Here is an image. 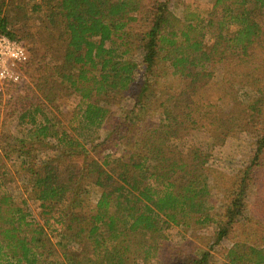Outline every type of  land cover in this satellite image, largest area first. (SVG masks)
Instances as JSON below:
<instances>
[{
    "label": "trees",
    "instance_id": "16d2710c",
    "mask_svg": "<svg viewBox=\"0 0 264 264\" xmlns=\"http://www.w3.org/2000/svg\"><path fill=\"white\" fill-rule=\"evenodd\" d=\"M191 6L0 0V32L36 74L19 134L0 98V264H264V221L246 213L264 182V0ZM209 126L208 148L187 141ZM242 140L248 162L211 166L218 145ZM175 227L183 242L167 257ZM204 227L234 238L219 261L190 247Z\"/></svg>",
    "mask_w": 264,
    "mask_h": 264
},
{
    "label": "rangeland",
    "instance_id": "374dc122",
    "mask_svg": "<svg viewBox=\"0 0 264 264\" xmlns=\"http://www.w3.org/2000/svg\"><path fill=\"white\" fill-rule=\"evenodd\" d=\"M148 1V0H146ZM213 2V0H170V7L171 9L180 17H183L184 9L187 5L194 4L199 5L201 8L203 6H208L210 3ZM192 7V6H191ZM264 26V21H263ZM30 55V54H29ZM209 69H212V67L208 66ZM218 74L221 73L222 68L220 65H217L213 68ZM25 73V78L18 84L13 85L12 87L8 86L5 87L4 92L0 95V98L2 100L1 110H3V113H9L12 114V116L7 120L6 127L14 134H19V132L24 128V125H22L19 122V115L21 113V109L23 106H25L27 100L26 95L29 94V88L28 86H31L32 89L34 84V80L36 74L33 73ZM136 88V86H135ZM69 102L68 100H63L57 102L56 105H59L63 113H66L65 111L69 109ZM56 105L47 106V104H43V107L45 108L48 115L52 116L55 115L58 118H66L60 110H57ZM51 110V112H49ZM52 113V114H51ZM156 120H159V113H155L153 116ZM67 126L66 124H64ZM68 127V126H67ZM214 127L209 126L208 128H201L192 131L187 136V141H190L193 144H197L200 146H203L204 148H208L210 143V133L213 130ZM242 142V143H241ZM240 143L237 142L235 144H232L231 142L227 143L224 146H217L214 149L213 158L210 161V164L213 168H217L219 170H225L229 172V169H234L233 171H236L238 168L242 166L243 163L249 161L248 155L246 156L247 151L244 150L246 145L244 144L246 141H241ZM239 143V144H238ZM238 144V145H237ZM123 149V146L119 145L118 147L113 148V150H119L121 151ZM12 164V163H11ZM19 187H15L13 189V195L15 197V201L19 204L22 203L23 200L27 199V195L25 192ZM214 203L215 204H221V201L224 200V197L222 196L221 192L219 190H215L214 192ZM32 213L34 215H37V209L33 205L31 201L28 202ZM246 213L249 217L252 219H257L256 217H260L261 220L264 221V182H255L252 184L251 191L249 193L248 202H247V210ZM251 215V216H250ZM253 224V223H252ZM171 233L173 234V240L172 242H166L163 246V253H167V257H169L168 252L170 251V248L178 243L183 242V238L178 235L179 229L177 227L170 229ZM193 233V234H192ZM192 238H191V237ZM213 229L211 227H204V228H197L192 230L191 232L187 233V237L190 238V247L192 248L195 244L200 245L201 247H204L205 249H210L213 254V260H215L217 257L220 259L221 256L219 255L220 252L233 243V237L229 236L219 242L218 244L215 242V238L213 237ZM59 239L58 237H54V241H57ZM76 244H72V246H75ZM217 258V259H218ZM216 260V261H219ZM155 264V263H154ZM219 264V262H218Z\"/></svg>",
    "mask_w": 264,
    "mask_h": 264
},
{
    "label": "built area",
    "instance_id": "2783aa9c",
    "mask_svg": "<svg viewBox=\"0 0 264 264\" xmlns=\"http://www.w3.org/2000/svg\"><path fill=\"white\" fill-rule=\"evenodd\" d=\"M29 59L27 49L18 40L0 32V95L7 84H18L25 78Z\"/></svg>",
    "mask_w": 264,
    "mask_h": 264
}]
</instances>
